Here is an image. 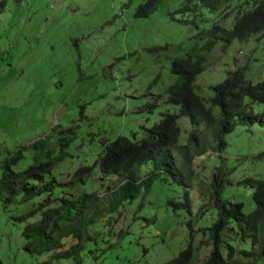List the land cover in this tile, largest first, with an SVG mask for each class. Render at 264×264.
Wrapping results in <instances>:
<instances>
[{
	"label": "rangeland",
	"instance_id": "obj_1",
	"mask_svg": "<svg viewBox=\"0 0 264 264\" xmlns=\"http://www.w3.org/2000/svg\"><path fill=\"white\" fill-rule=\"evenodd\" d=\"M148 1L7 0L5 10L0 11V161L37 140L77 127L69 146L76 157L61 162L64 169L72 171L93 160L92 154L104 138H132L135 134L141 139L163 112L177 111L166 102L165 94L176 80L170 71L173 59L203 47L213 38L208 31L218 21L223 25L226 14L224 26L231 25L236 0L217 13L202 6L187 12L181 7L182 0H162L148 16H137L140 5ZM154 48L162 50L150 54L148 50ZM208 58L207 70L198 77L196 87L207 106L213 107L212 86L237 68L248 67L247 78L254 83L264 79V36L235 40L226 50L219 44ZM151 102L156 103L154 109ZM213 111L220 113L218 107ZM178 123L185 141L191 122L183 117ZM227 141L222 154L209 152L195 157L190 196L194 221H201L194 226L200 248L194 264H203L212 251L208 232L201 227L209 224L204 218L213 211L201 216L196 208L219 166L223 164L225 172L233 170L224 196L243 202L246 212L255 208L253 188H237L238 182L264 179V160H257L264 151V128L238 127ZM56 150L58 154L59 148ZM174 156L181 166L183 160ZM149 169L148 165L143 173ZM94 185L89 189L106 185V180L96 177ZM183 189L179 184H154L145 200L97 224L99 243L109 236L119 245L120 256L111 264H164L187 246L191 216L183 210L175 213L165 204L177 200ZM140 204L144 223L140 236L128 234L118 242L121 235L134 229V213ZM12 214L0 203V259L4 264H47L45 258L33 257L25 250V224L14 222ZM235 239L233 244L240 250L241 242ZM97 246L89 244L88 249ZM242 246L250 249L248 244ZM100 258L98 254L97 260ZM246 262L238 258L231 264Z\"/></svg>",
	"mask_w": 264,
	"mask_h": 264
},
{
	"label": "trees",
	"instance_id": "obj_2",
	"mask_svg": "<svg viewBox=\"0 0 264 264\" xmlns=\"http://www.w3.org/2000/svg\"><path fill=\"white\" fill-rule=\"evenodd\" d=\"M162 0H149L138 8L137 16H148L157 10ZM233 0H182L184 11H196L205 7L216 12ZM7 0H0V11L5 10ZM234 20L224 26L220 21L208 31L213 38L201 48H193L187 57L173 59L170 71L176 76L166 94V102L177 108L176 112H163L159 121L145 129L141 139L125 135L104 138L99 149L92 154L90 163L70 171L61 163L66 158L76 157L69 148L77 127H69L46 139L37 140L17 152L8 153L0 161V203L4 210L12 212V220L24 223L25 250L33 257H43L47 264L71 260L74 264H111L120 256L119 245L108 236L98 242L97 224L108 216H118L150 194L154 184H179L183 193L177 200L166 201L171 210H183L191 219L187 246L164 264H194L200 252L196 245L194 202L190 196L193 189L195 157L209 152L222 154L227 146V136L238 127L264 128V79L252 82L247 78L248 67H239L228 74L222 82L212 86L211 106L208 107L198 93L196 82L208 67V56L217 45L226 50L235 40L244 41L254 36H264V0H236ZM261 38V37H260ZM162 49H149L150 54ZM154 109L156 103H150ZM84 110H82V116ZM186 117L192 130L185 141L181 140L178 121ZM57 132V130L55 131ZM52 140L51 145L46 142ZM58 154L57 150L58 149ZM176 154L183 160L177 165ZM257 160H264V151ZM150 169L144 174L147 166ZM184 173L179 175L180 172ZM229 172L221 164L212 175L210 188L201 194L197 214L209 224L201 227L208 232L210 255L203 264H231L238 258L245 264L264 261V179L246 178L237 188H253L254 210L245 211L243 202L224 196L231 185ZM104 178L106 185L94 187V179ZM105 197H102V195ZM180 199V200H179ZM143 206L134 213V229L125 232L140 236L144 227ZM214 218V221L212 220ZM241 242L237 250L235 238ZM96 244L97 249H88ZM250 245V249L242 246ZM100 254V260L97 255ZM126 256V254H125ZM0 264H4L0 259ZM138 264H144L140 262ZM242 264V263H239Z\"/></svg>",
	"mask_w": 264,
	"mask_h": 264
},
{
	"label": "clouds",
	"instance_id": "obj_3",
	"mask_svg": "<svg viewBox=\"0 0 264 264\" xmlns=\"http://www.w3.org/2000/svg\"><path fill=\"white\" fill-rule=\"evenodd\" d=\"M234 20V19H233Z\"/></svg>",
	"mask_w": 264,
	"mask_h": 264
}]
</instances>
